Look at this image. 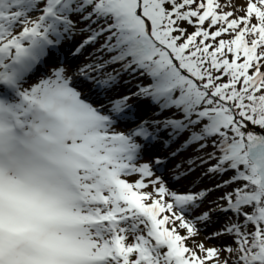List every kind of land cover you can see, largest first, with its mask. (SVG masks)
I'll return each instance as SVG.
<instances>
[{
    "label": "snow or ice",
    "instance_id": "1",
    "mask_svg": "<svg viewBox=\"0 0 264 264\" xmlns=\"http://www.w3.org/2000/svg\"><path fill=\"white\" fill-rule=\"evenodd\" d=\"M0 264H264V0H0Z\"/></svg>",
    "mask_w": 264,
    "mask_h": 264
},
{
    "label": "rangeland",
    "instance_id": "2",
    "mask_svg": "<svg viewBox=\"0 0 264 264\" xmlns=\"http://www.w3.org/2000/svg\"><path fill=\"white\" fill-rule=\"evenodd\" d=\"M75 40H80L82 39V37L77 36L74 38ZM70 44H66L63 46V48L61 49L59 55L60 60H66V59H72L71 57H65L64 55V49L70 47ZM91 51L90 48H86L83 52V54L81 56H79L78 58H75L73 60V65L75 67H79L81 65H83L84 63H87V56L88 53ZM60 63L57 60V58L54 56L52 58V60L46 64L45 66H42L39 73L36 75V77H34L33 81L38 80L41 76L46 75V74H50L52 72V70L56 67H59ZM65 67H67V63H65L64 65ZM127 78V77H125ZM127 87H131V85L127 86ZM127 87L123 86V83L121 84V87L117 90L118 92H126L127 91ZM181 142H182V138H181ZM180 147V142L177 143H173L169 148L165 149L163 146H160L156 149V151L161 154V155H165L168 152L171 151H175L177 148ZM192 155L191 150L188 151H184L179 153L175 158L171 159L168 165V169L167 171L164 173V175L166 177L168 176H173L176 173L173 172V169L175 167V165L177 164H181L183 163L188 156ZM145 160L148 159V157L144 158ZM187 168V165L184 164L183 167H181L179 169V172H184ZM203 171V169L197 168L196 171L190 173L189 175H187L186 177H182L179 182L175 181V180H170L169 181V186L171 188H173V190H178V191H184L187 190L189 188H192L193 185H196L198 188H203V187H212V184L214 181H210V179L208 177H204L201 176V172ZM160 173H157V175H159ZM227 178V177H225ZM219 179V178H217ZM149 191L151 189H148ZM219 195V193H213L209 196V200H214L216 198V196ZM208 205V201L205 202V205L202 206L204 208H206ZM198 212H194L193 215H198ZM228 220L227 216L221 215V214H213L212 216V222L208 223V224H198L197 227L200 229V232L198 235H196L195 237H193V240H195L197 243H199L200 241H203L205 243V245L207 247H211V246H219L221 244H226V243H230V240L225 237V238H218V239H214V240H208L206 239L207 236L211 235V233L218 231ZM182 234H183V230H182ZM187 243L189 244V246H192V240L187 241ZM227 255L226 253H222L221 256H225Z\"/></svg>",
    "mask_w": 264,
    "mask_h": 264
}]
</instances>
